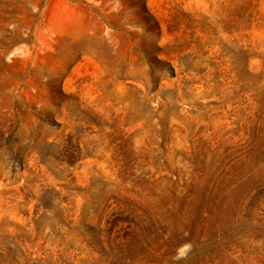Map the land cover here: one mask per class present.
<instances>
[{
	"label": "rangeland",
	"instance_id": "obj_1",
	"mask_svg": "<svg viewBox=\"0 0 264 264\" xmlns=\"http://www.w3.org/2000/svg\"><path fill=\"white\" fill-rule=\"evenodd\" d=\"M0 264H264V0H0Z\"/></svg>",
	"mask_w": 264,
	"mask_h": 264
},
{
	"label": "bare ground",
	"instance_id": "obj_2",
	"mask_svg": "<svg viewBox=\"0 0 264 264\" xmlns=\"http://www.w3.org/2000/svg\"><path fill=\"white\" fill-rule=\"evenodd\" d=\"M65 17H62L61 20H63Z\"/></svg>",
	"mask_w": 264,
	"mask_h": 264
}]
</instances>
